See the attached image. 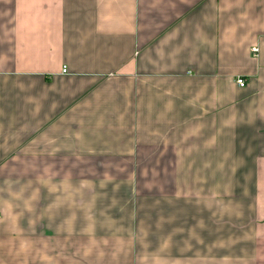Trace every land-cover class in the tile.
Here are the masks:
<instances>
[{
  "label": "crops",
  "instance_id": "0c3cea01",
  "mask_svg": "<svg viewBox=\"0 0 264 264\" xmlns=\"http://www.w3.org/2000/svg\"><path fill=\"white\" fill-rule=\"evenodd\" d=\"M241 249L264 264V0H0V264Z\"/></svg>",
  "mask_w": 264,
  "mask_h": 264
},
{
  "label": "rangeland",
  "instance_id": "374dc122",
  "mask_svg": "<svg viewBox=\"0 0 264 264\" xmlns=\"http://www.w3.org/2000/svg\"><path fill=\"white\" fill-rule=\"evenodd\" d=\"M228 178H225V180H227ZM242 214V213H241ZM243 248V247H241ZM243 249H241V255L244 254V256H240V264H252V258L248 257L247 255V251H242ZM245 250V249H244ZM249 252H251V249L248 250ZM231 259V258H230Z\"/></svg>",
  "mask_w": 264,
  "mask_h": 264
},
{
  "label": "built area",
  "instance_id": "2783aa9c",
  "mask_svg": "<svg viewBox=\"0 0 264 264\" xmlns=\"http://www.w3.org/2000/svg\"><path fill=\"white\" fill-rule=\"evenodd\" d=\"M253 51L257 52L258 51V47H254L253 48ZM63 71H67V68L64 67V70ZM237 83L239 84V86H242L243 87V86L246 85V80L243 77H239V78H237Z\"/></svg>",
  "mask_w": 264,
  "mask_h": 264
}]
</instances>
